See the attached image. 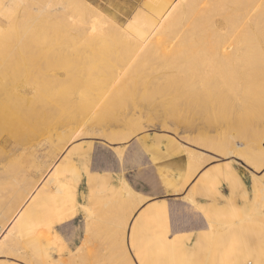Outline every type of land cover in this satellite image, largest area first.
Instances as JSON below:
<instances>
[{"label": "rangeland", "instance_id": "obj_1", "mask_svg": "<svg viewBox=\"0 0 264 264\" xmlns=\"http://www.w3.org/2000/svg\"><path fill=\"white\" fill-rule=\"evenodd\" d=\"M37 1L40 2L39 3V4H41L40 7L42 5H47L48 8L45 10V12L49 11L50 13L54 12V10L56 8L57 9L63 8V6L65 5L64 11L65 10L66 11H65L64 16H62L58 20L55 18L56 19L55 20L54 18H50V17L47 18L46 17L47 13L44 12L45 13L44 17H46V18L43 19V14L40 15V14H38L39 12L37 13V11L31 10V12L33 14H35L34 16L37 18H35L33 16L34 18H31L32 20L30 19V21L28 19L21 18L22 13H23L22 12L23 9L26 10L29 7H32L33 9L34 8H40ZM72 1L73 0H28L27 3H22L20 0H0V10H2L3 8H5V9L10 8L12 10H15V12L13 11L14 14L15 13H16V15L18 14L17 17L21 18V20L25 19L22 21V23H24V21L26 22L25 26H23L24 25L23 24V25H19L17 28L20 29L21 27H24L23 29L21 28L22 30L20 29V31H22L24 34L26 33L25 34L26 37L23 36L26 39V46L25 47H26V49H28V47H29L28 44H30V47H31V48L29 47L30 49H28L26 51V52H29L30 54L27 53V54L21 55L15 59V61L17 62V64L15 63L16 69L19 68L18 71L22 70L21 72H17L15 75L11 72H10L11 73L10 74L8 71H6L5 66H6V64H7L6 62L8 60H4V58L6 59V57L8 56V53L5 51L1 52V50H0V72L3 73V74L0 73V75H1L0 86L2 88V89H0V98L2 99V97H7V93H10L11 95H15L17 92V88L20 86L26 87V85H35L37 87H40L39 88L40 90H42L41 87L44 86V88L42 87L43 90L41 91V93H44L45 91L46 92L43 95L42 103H44L46 101V99L48 98V100H50V103L47 100L48 102L46 101L47 104L46 103L45 104L48 105L49 108L51 109L50 119L48 120L49 122L47 121V123H48L47 127H50V129L45 127L46 128L45 130L49 134L46 131H45L46 134L45 133L32 134V132H30V130H29V127L20 128V124L17 121V116L12 115L10 118L11 121H10L9 126L11 128H15V129L20 128L19 133L17 136H14V137L11 136L10 133L6 130L5 126L2 124L1 119H0V142L2 143V142H5L6 140H8V142L5 144L9 150L12 149L13 146L19 145V144H22V145L25 144L26 146H34L35 147L34 149H36L35 156L37 159L42 161L41 165L43 166V168L48 166L52 162V160L56 154V150H53L54 148H52L51 146H48L47 142H49L51 140L56 141L55 137L57 139V136L60 133L67 131V130L72 131V132H75L76 130L85 132L86 126L84 129H82L84 127L82 125H83V123L85 124V120H84V122L82 121V124H81L80 117H83V114L81 116V114H80L81 110L78 107V105L83 103V100L81 98L83 97V95L84 96L86 95V93H83V91L87 92V99L89 101H93L95 99L94 98L95 96H96V99L99 97H100L99 99L104 98L105 95H109V97H110L111 94H109V92L110 93L112 92V91H110V90H112L111 89L112 87H110L112 75L110 73H112V71L117 70V68L120 66V64L122 65V63L120 61H122V59H123V61H124V59H126V58H123L122 56H125L126 54L129 55V53H130L126 49L127 45H125L124 46L125 49H123L121 41L124 43H125V41H124V39L123 40L119 39V38H121V34L113 35L110 33V37H108V39H107L108 42L106 41V45H105L106 48L105 49L104 48H101V49L96 48L98 51H93L91 49L90 45L86 42H83V41L79 42V43H83V44L77 45V43H76V45L78 47L74 46L75 44L72 45V43L74 42V37H76V35L78 37L77 31H75V30H77V28H75V27H78V25L80 24V21L83 20V16L81 17V15H79L80 13L82 14V12H81L82 9L84 8L83 10L86 12L91 11L92 8H96L97 10L98 9L100 10L99 12H101V14L103 16H101V17L95 16L93 18H89L90 21H91V19H92V21L94 20L96 25H100V26L104 25L106 28H109L111 20L112 21L114 20L118 23L119 26L121 25L120 27L124 28V30L127 28L126 29L127 33H131L133 31L134 34H136L135 32H137V28H136V30L133 28H129V24L131 23V21H132V23L134 22L135 16L137 17L140 14L139 17H141V18L138 21V23L140 24L144 20L146 21L147 14L150 16L152 13V11L150 12V9H149L150 6L147 7V5L150 4V2L152 0H80L81 5H83V6L78 5L77 2H72ZM169 1L171 3H174L177 0H169ZM62 3H63V5H62ZM67 5L70 8V10L67 7ZM84 6H86V8H89L90 10H86V8ZM72 7H74V8L72 9ZM77 7L79 9H76ZM49 8H50V10H49ZM5 9L2 10V12L5 11ZM52 9H53V11H52ZM115 11H117V12H115ZM77 12H79V13H77ZM50 13H48L47 16H49ZM38 15H40V16H38ZM76 15L79 19L78 18L76 19ZM41 16H42V18H41ZM66 17H68V18L66 19ZM88 17H89V15H88ZM0 18H2V15H0ZM18 19H17V22H18ZM34 19H35V21H38V22H35ZM41 19H43V21H41ZM46 19H47V21H46ZM72 19L75 21L72 22L73 21ZM64 20L66 21L65 23H64ZM67 20H70V21L67 23ZM9 21L10 20H8V22L6 23L4 29L7 31H10V32H13V30H14V32H16L15 29H13L15 24L12 23V26H11L10 25L11 23H9ZM32 21H34V22H32ZM39 21H40L42 26L44 25L47 28L44 27V28L40 29L42 26L39 27V25H40ZM44 21H46V22H44ZM55 21L58 25L55 23ZM70 22H72V23H70ZM50 23H53V25H55V24L57 25V26H54V28H53L54 33L57 32V30L59 31V28H60V31H59L60 33L58 32L55 35H52L53 31L50 30V32L52 31V33L50 34V32L47 31L48 28L52 29V27H48V26H51ZM74 23L76 25L77 24L78 25L76 26ZM19 24H20V21H19ZM46 24L48 26H46ZM26 25L28 26L27 29H26V27H27ZM74 25H75V27H74ZM16 26H17V24H16ZM71 26H72V28H71ZM33 27H34V30L32 29ZM37 29H39V30H37ZM41 31L42 32L47 31V34L49 36L52 35L53 38L50 37L51 41L47 38V35H46V38L48 40L44 37V35L41 36V34H45V33H42ZM29 33L34 34V35H32V38L30 37L31 34L28 35ZM133 33H131V34H133ZM19 34H20V32H19ZM20 35L22 36V34H20ZM35 35H38V36H35ZM39 35H40V37H39ZM54 36H56V37H54ZM35 37L36 38L39 37V38L35 39ZM43 38H45V42H44ZM58 38H59V40H58ZM30 39H32V40H30ZM75 39L78 40L77 38H75ZM14 40L15 39H13V41ZM38 40H40V41H38ZM33 41H35V43L38 42L36 44H39V46L35 45V47H38L39 50L34 47ZM47 41H49L51 44ZM2 42L5 44V41L1 40L0 41V49L4 50V49L8 48L6 45H5L6 47H3L4 44ZM43 42L45 43V45ZM46 43H49V44H46ZM124 43H123V45H124ZM11 44H10V46L12 47ZM40 44L41 45L43 44V47ZM125 44H127V43H125ZM88 45L90 48L88 47ZM263 45H264V42H263ZM1 46H2V48H1ZM11 47H9L8 50ZM34 49H36V50H34ZM96 49H94V50H96ZM29 50H32L34 52L29 51ZM173 50H174V48L172 49L169 45H167V49L165 50L166 55L164 53V55H162V56H159V57L156 56V59L149 58V59H147L148 61L145 60L144 63L140 66V69L136 71L135 77L132 79L134 82H130L128 84V86L131 89L130 92L125 93L122 97V100H123L125 107L123 109L121 108L118 110L119 117L117 120L113 119V118H112L113 120L104 119L101 122L102 126L101 125L99 127L95 126L94 129L97 132L93 128H90L91 130H87L86 133L89 132V134H90L92 132V134H90V135L88 134L89 137H87L88 135L82 137L81 139L75 141V143H78L81 145H86L90 148L91 158H90L89 163H90L91 171L94 174L95 173L106 174L110 178H112L114 181H117V179L122 178L124 181L127 182V184L132 189H134L137 192H143L144 191L142 186H141V183L139 182L140 178H143V175H144L146 178H150V179L154 178L155 181H158L163 193H169V194L172 193L175 195L178 194V196H174L175 202H173L171 204L167 203L168 218H169L168 221H169V225H170V233L168 235H169V237H172V235L175 233L176 230H174V226H173L174 223H176V224L181 223L182 225L186 226V232L189 233L191 236H193V240H191V242L188 244V246H186L183 249V251H180L177 254V257L175 258V261L173 264H209V259H210L211 255H210L209 249H208V244H209L208 238L207 239H201L200 236H198V235L202 231L206 232L208 230L207 226L209 225V227H210L211 222L215 223V224H213L214 228L218 227V225H216V222H218V221L221 222L222 224L225 223L227 226L229 224L232 225L231 223H234L233 226L236 229H238L237 233L242 237V242L245 243L247 247H248V245L253 247V246L258 244V241H259V239H258L259 238L258 227L264 226V219H263L264 216H262L263 218L261 216L260 217L259 216L258 217L252 216L249 218V217H247V215L251 214L255 210H260V208L264 212V197L261 196L262 194L255 192V190H253V183H252V178H251L252 177L251 172H254L258 176H262L264 174V169H262L260 171H257V170L255 171L254 168H251V166L245 162V158L252 151L259 153V149L253 148L247 142V140L244 139V138H246V136L243 137L244 135L242 136V134L237 133L235 130L234 131L237 135L236 136L234 135V133H233L234 131H232L234 128H232V125H229V123L230 122L232 123V121L228 120V119L230 117H234V115H235L234 112H236V111H234V110H237L236 105H235L236 109L233 108L234 107L233 104H235V103H233V104L230 103V104H232L231 108L234 109L233 113H232V109L230 108V106L221 107V105L223 103L221 104V102L219 101L221 109L220 108L217 109V110H219L218 111L219 114H217L218 112L216 110V114H217L216 116H219L220 113L221 114L225 113L224 109H226V108H227V110L229 108L230 109L228 110L229 115L225 114L226 116H229V118L227 119L226 117H222L224 119L226 118V122H223V119H221L219 117L223 123L218 124V125L215 123H212V122L204 121L207 119V116L213 117V116H211V113H212L211 107H210L211 110L209 109V113H208V108L207 109L205 108V110H203L205 115L209 114V115H206V118L204 119L205 116L202 112V114H203L202 118L204 119L203 120L201 118V116L196 113L197 111L194 109H191V107H188L187 109H186V107L185 108L181 107L178 109V111H176L177 108H174L172 110L173 107H170L171 105L168 108L165 107V105H163L164 103H168L169 102L168 100L170 98H173L174 95H173V93H171V92H173L171 89H173L174 86L172 88L169 85V83L163 82L162 80H158L157 77L159 76V73H160L159 70H162L163 69L162 67H164L165 64L168 62V59L170 58L169 54L174 52ZM3 52H5V54ZM31 53H35V54L31 55ZM127 55H126V57H128ZM93 58L96 59L95 63L93 61L94 60ZM154 58H155V56H154ZM88 61H91V62L89 63ZM97 61H98V63H97ZM90 65L92 66L91 68H90ZM94 67H96L98 69L97 70H96V68H95V70L92 69ZM91 69H92V72H89V74H91L90 76L92 78V81L90 83L91 78H90V76L87 75L88 72H86V71H88V70L91 71ZM40 73L42 74V76ZM45 74H47L48 76ZM84 74L89 77V78L88 77L87 78H88L90 85H87L88 82L85 79ZM81 75H82V77H81ZM33 76H34V78H33ZM56 77H58V78H56ZM106 77H107V80H106ZM35 78L37 80H35ZM80 78H84L86 80V81L84 80V82H87V83L85 84L83 82V79L80 80ZM95 78H97L96 83H95ZM27 79H29V80H27ZM63 79H64V81H62ZM33 80L35 83L33 82ZM56 80L64 83V84L59 83L60 86L63 85V87L62 86L59 87L58 84L55 85L54 83L55 82L57 83ZM93 80H94V82H93ZM102 80H104V82ZM16 81H17V85L15 83ZM48 83L49 84L52 83V84L49 85ZM40 84H41V86H40ZM251 84H252V87L254 88V89L252 88L253 90H251L252 91L251 93L252 94L255 93L254 94L255 96L250 95L252 99L248 96L252 101L248 97L247 98L252 102L251 103L248 100V103H250V105L254 106V107H253V110L251 109V107L249 108V106H248L249 104L246 105V107L251 109V112L253 113V115L251 113V115L253 116V117H251V119H252V121L255 119V122H252V123L256 124V121H258L257 124L260 126L258 127L256 125L257 126L256 128H259L261 131H263L264 130V128H263L264 127V118L261 119L260 120L261 122H260L256 117V115L259 116V112L254 111V109L257 107L256 108V110H257V109H259L258 107H260V109L258 110V111H260L261 107H262L260 104H257V103H259L257 100H260V98H262V101L264 100V98H263L264 97V75L261 77L260 76H254L251 79ZM45 85L47 86L46 88H45ZM52 85H55L56 88L53 87ZM101 86L103 88L106 87L109 89L105 88V90H104ZM15 87H16V89H15ZM52 88L53 89L55 88V90L56 89L57 90L55 91ZM93 88H94V90H93ZM95 88H97V89H95ZM12 89H14V90H12ZM100 90L103 91V95H104V96L102 95L103 97L101 96L102 93L100 92ZM170 90H171V92H170ZM79 91H81V94ZM12 92H14V93H12ZM94 92H96L97 94ZM58 93L60 95V99H62L63 102H61V100L58 99L59 97L55 96L56 94L58 96ZM64 93L67 94V96L62 98V95ZM69 95H70V98L68 100H65L69 97ZM146 95L150 99L148 97L145 98ZM171 95H173V96H171ZM63 96H65V95H63ZM78 96H81V98H78ZM219 96H222V95L219 94ZM227 96H230V95L227 94ZM258 96L260 98L256 99V97H258ZM85 97L83 99L85 101H87L85 99ZM222 97H220V98H222ZM224 97H226V94L224 95ZM224 97H223V100H225ZM253 97H255L256 100ZM44 98H46L45 101H44ZM106 98H108V96H106ZM226 98L228 99L229 97H226ZM63 99L65 101H68L67 105H66L67 102L64 104L65 101ZM76 99H77V101H75ZM253 100H255V101H253ZM56 101H58V103ZM73 101H75V104H76V105L74 104L75 106L73 105V107H75V108L72 107V109H74L75 114L70 115V112H71L70 111L69 112L70 116L68 118L67 112H68V109L70 108L71 103H74ZM246 101H247V99H245V103H247ZM262 101H260V102L262 104H264L263 103L264 101L263 102ZM60 102H61V104H64V106L63 105L62 106L60 105L61 107L58 106L60 104ZM231 102H233V99ZM253 102L254 103L256 102V104H253ZM228 103L229 102H227L226 105ZM65 107L67 109L66 119H64V120L59 119L65 115L64 114ZM263 107H264V105H263ZM263 107H262L263 111L261 110L262 113H264ZM58 108H60V109H58ZM62 109H64V110L62 111ZM167 109L169 111H167ZM193 110H194V112H193ZM230 110H231V112H230ZM57 111H58V113H57ZM59 111H62L63 114L61 115V112H59ZM205 111H206V113H205ZM59 113H60V115H59ZM57 116H58V119H57ZM216 116H214V117H216ZM85 117H84V119H86ZM64 118H65V116H64ZM154 118H155V120H154ZM128 119H131V120H128ZM49 123H50V125H49ZM62 126H64V127L62 128ZM230 126L232 129L230 128ZM47 129H49L50 131H48ZM136 130H137V132H136ZM43 131H44V129H43ZM94 131H95V134H94ZM58 132H59V134H58ZM115 134H116V136H115ZM122 135L123 136L126 135L125 138H128V139H125ZM241 136L243 137L242 138L243 140L240 138ZM117 137H118V139H117ZM121 137H123L124 140ZM236 137H238V139ZM263 138L264 137H262L261 139H262V144L264 147V139ZM119 139H122V140H119ZM233 141H235V142H233ZM236 143L241 144V147L237 149L235 147ZM232 144H234V146ZM225 148H226V150H225ZM227 150H229V151H227ZM247 150L249 151V153ZM235 151H239L240 153L242 152V154H243L242 156H246V157L243 158L241 155H238L236 153H234L235 155L229 154V152H235ZM246 153H248V154H246ZM197 155H201V156L204 155V157H202L203 158L202 160H203V162L205 160L207 162H205V163L201 162V165L204 164L203 166H201V168L202 167L203 168L200 169V171H198V173L195 175V177H193L191 183L193 181H195V178L198 177L203 170H205L206 168H208L212 165H220V166L224 167V166L231 164L237 169V172L240 173V175H241V179H233L232 177L221 176L219 178V180H220L219 181V187H217L213 190H210L209 192L205 193V195H197L196 198L200 202H205V204L203 206L206 208V215H207L209 220L203 215L202 206L199 207L196 203V207H197L196 208V207L192 206L191 204L189 205V203L183 198L189 192L191 185L187 186L181 193H175L174 192V189L178 188V185H177L178 183L174 179L176 176L175 174H177L178 177L181 179L188 178V175H190V173H192L193 168L196 167V165H197L196 162L198 161V163H199V159H197L196 161L191 160V159H193L194 156H197ZM189 158H190V160H189ZM23 160H19V161L14 160L12 162V165L11 164L8 165L10 168L8 166L6 167L7 169H5V170H7V172H5V170L0 171V177H1V175H11V176L19 175L24 170H27L29 165H28V163H26V160L25 161H23ZM208 160H209V162H208ZM21 161H22V163H21ZM191 161L195 165H191V163H192ZM3 164H5V163H3ZM73 164H74L73 165L74 166L73 167V171H74L73 174H75V175L77 174L78 177L84 178L85 177V167L82 164H80L79 162H76ZM189 164H190V166H189ZM192 166H194V167H192ZM1 167L2 166H0V168ZM190 170H192V171H190ZM71 173H72V169L61 170V172H59V176H58L59 182L61 183L63 188H65V193L63 195V197H64L63 202H64V205H66L64 207L65 214H68V213L70 214L73 211V210L71 211V209L69 208L70 206H75L74 210H76V211H77V209L80 211V209L87 210V209L92 208V207H87V209H86L85 207L84 208L82 207V203L83 204H85L86 202L88 203V201L84 199L86 197V194H85L86 190L85 189H82L80 192H78L79 194L77 197L71 196V194L67 190V188H68L67 185H69L68 180L71 177L70 176ZM114 178H116V179H114ZM113 180H112V182H113ZM6 184L8 185V187ZM197 185H198V183L195 185V187ZM17 189L19 190V185L17 183H15L14 181H7L6 180L0 184V211H1V209L2 210L8 209V211H9L10 208L13 207V206L9 207V205H11V204L10 203L8 204V195L7 194H11L13 190L17 191ZM5 195H6V197H5ZM68 200H70V203L67 204L66 202ZM117 201H120V200L117 199ZM5 206H7V208H5ZM98 206H100V207L97 208ZM98 206L96 205V207H93V208H96V211H100V213H101V211H103L105 221L102 224V222L97 220L95 222L94 231L93 230L90 231L89 227L87 228L88 223L82 217L81 213H79V214L77 213V216L75 217V219L72 222H69L67 224H62L59 226L54 225L57 217L54 216L53 212L52 213L45 212L41 215H34V216L32 215V217H31V219H29L28 223L26 222L24 224L23 244H22L23 247L28 248V250H30L29 248L32 247L33 252L35 254V257H37L38 259H41L40 255H41V252H43L44 250L49 251V252L52 251L53 253H55L54 250H59L60 246H64L66 249V252H62L61 256H59V257L55 254V257H56L55 261H54L55 264H62L61 261L69 260V259H72V261L75 263L76 258H74V256L80 247H82L83 249L81 252V260H80L81 262H79V264H101V263L102 264H107V263H109V264H127L124 262L125 257H123V250L126 249V251L128 252V256L132 259L133 263L134 264H140L138 257H136V255H137L136 249L137 248H140V249L145 248V249H148V251H149V249L154 248V246L156 244L144 245V246L137 245V244L130 245L129 238H128V235H129L128 230H127L124 237L121 235L122 234L121 230L116 228V227H118V225H119L118 224L119 220L121 222L122 219H124V216H125L124 213L126 211H129L130 208L126 206L123 208V210H121L122 208L120 206L121 209L119 210L118 209L119 205L116 206V204H115L116 207L111 206L107 209H106V207L105 208L102 207L100 204ZM97 209H99V210H97ZM66 210H69V212H67ZM106 210H108V211H106ZM138 210L139 209H137L134 212L133 216L131 217L130 225H131L132 221L134 220L133 219L134 215H136ZM216 211H220V212L222 211V214H224V216L223 215L217 216L215 214ZM104 212H107V213H104ZM97 213H98L97 216L99 217V219H101L100 216L102 215V213L100 216H99V212H97ZM108 214H109L110 218H108ZM225 214L227 216H225ZM194 215L204 218L206 221V224H207L205 229H203L202 231H199L197 233L187 230L189 224L191 223V220L194 218L193 217ZM110 219H111V221L112 220H114V221L111 222ZM116 220H118V221H116ZM1 221L2 220L0 218V222ZM115 221L117 223H115ZM108 222H111V224H109ZM261 222H263V224ZM47 224H49L53 227V229H52L53 236L52 237H51V233H49V234H44V233L38 234L37 233L41 227H43ZM104 225H107V226L110 225V227H112V228L109 229L110 227L109 228L107 226L104 227ZM96 228H99L101 230L96 229ZM217 229H219V228H217ZM108 230H109V232H108ZM220 231H221V228H220ZM220 231L218 232L217 235L215 234V237H218V238L224 237V235H226L228 233L227 231H221V232ZM4 232H2V234L0 235V239H1ZM116 233L118 234V236ZM154 233H155V230L149 229V230H144L141 235L144 237H147V236H153ZM161 234H162V229L159 232V236H161ZM111 235H113L112 237H114V238H111ZM114 235H116V236H114ZM54 237H58V240H55ZM119 237H122L123 239H121ZM194 238H196L195 241H194ZM102 241H103V243H102ZM86 242H88V244L84 245ZM125 242H126V244H124ZM106 246L108 249H106ZM126 246H127V248H126ZM19 248L21 249L22 246ZM42 248L44 249L43 251H41ZM17 249L14 251L15 253L9 252L8 253L9 255L8 254L1 255L0 261L9 262L10 264H29L28 262H30V261H28V259L27 260L25 259V258H27L26 255L24 256L23 254L20 253V251H19L20 249H18V250ZM263 249H264V247H263ZM116 252H117V254H116ZM149 253H150V256H152L154 254V253H151L150 251H149ZM253 253H252L253 257L250 258L246 264H256V263L264 264V251H260L256 254L253 251ZM119 254H120V256H119ZM100 255L102 257H100ZM19 256L20 257L24 256V260H23V257L21 259H19L20 258ZM97 256H98V258H97ZM109 256H111V258ZM99 257H100L101 261L103 258V261H105V262H103V261L98 262V261H100ZM65 258H69V259H65ZM104 258H106V260H104ZM114 258H116V259H114ZM152 264H161V263L160 262L156 263V261L154 260L152 262Z\"/></svg>", "mask_w": 264, "mask_h": 264}, {"label": "bare ground", "instance_id": "obj_2", "mask_svg": "<svg viewBox=\"0 0 264 264\" xmlns=\"http://www.w3.org/2000/svg\"><path fill=\"white\" fill-rule=\"evenodd\" d=\"M20 1L22 3H27L28 0H20ZM72 2H77L78 5H81L80 0H73ZM37 3L40 7V5H41V4H39L40 2L37 1ZM62 5H63V3H62ZM64 6H63V8H59V9H57L55 7L56 9L54 10V12H51L52 14L49 11L45 12V10L48 8L47 5H42L41 6L42 8L40 7V8H34V9L32 7H29L26 10L23 9V11H22L23 13H22L21 18H25V19H28L30 21L31 18L35 17L34 16L35 14H33L31 12V10H33V11H37V13L39 12L38 14H40V15L43 14V19H45L46 17L47 18L50 17V18H54V19L56 18L58 20L59 18H61L65 14L66 10L64 11ZM81 6H83V5H81ZM67 7H68V5H67ZM74 7H72V9ZM84 7L86 8V6H84ZM147 7H149L150 12L152 11V13L150 16L146 13L147 14L146 21L144 20L142 23L139 24L138 21L141 18V17H139V15H140L139 14L137 17L135 16L134 22L132 23V21H131L132 24L131 23H130L131 25L129 24V28H133L135 30L137 28V32H135L136 34H134L133 31L131 32L133 34L127 33L126 32L127 28L124 30V28L120 27L121 25L119 26L116 21H114V20L112 21L111 19H110L111 22H110L109 28H106L104 25H101V26L96 25L95 21L94 20L92 21V19L90 21L89 18H93L95 16H99V17L103 16L101 14V12H99L100 10L99 9L97 10L96 8H92L91 11L86 12L83 10L84 8L82 7L83 8L81 11L82 14L80 13L79 15H81V17L83 16V20L82 21L79 20L80 24L79 25L77 24L78 27H75L76 24L74 23L75 24L74 27L77 28V30H75V31H77L79 38L76 35V37H74V42L75 41L76 42L75 43L73 42L72 45L75 44L74 46L78 47L77 46L78 44H83V43H79V42L83 41V42L88 43L93 51H98L96 48H99V49H101V48L105 49L106 48V46H105L106 41L108 42L107 39H108V37H110V33L113 35L121 34V38H119V39H121V40L124 39L125 43H127V44H125L124 42H122L120 40L122 43L123 49H125L124 46L127 45L126 49L130 53H129V55L126 54L128 57H126V55L122 56L123 58H126V59H124V61L122 59L123 62L120 61L122 63V65L120 64V66L117 68V70L112 71V73H110L112 76L109 74L111 76L110 87H112L111 88L112 90H110L112 92L111 93L109 92V94H111L110 97H109V95H105L104 98L99 99L100 98L99 97L96 99V96L95 97L93 96L95 99L94 100L92 99L93 101H89L87 99V92H84V91H83V93H86V95H85L86 97L84 95L82 98H81L82 95L78 96V98H81L83 100V103L78 105V107L82 112L81 113L79 111L81 116L83 114V117H80L81 124H82V121L84 122V120H85V124L83 123V125H82V126H84L82 129H84L86 126L85 132L84 131L82 132L79 130H76L75 132L67 130V131H64L60 134L58 132L59 135L57 136V139L55 137L56 141L51 140V141L47 142L48 146H51L52 148H54L53 150H56V154H55L52 162L48 166L43 168V166L41 165L42 161L37 159L35 156L36 149H34L35 148L34 146H26L25 144H23V145L19 144V145L13 146V148L9 150L5 144L8 142V140H6L5 142H2V143L0 142V154H1L0 155V166H2L0 168V171L7 169L6 167L10 164L12 165V162L14 160L19 161V160L24 159L23 161L26 160V163H28V165H29L28 169L24 170L19 175H13V176L1 175V177H0V184L7 180V181H14L15 183H17L19 185V190L18 189H17V191L13 190L14 192L12 191L11 194H7L8 195V204L9 203L11 204V205H9V207L10 206H13V207L10 208L9 211H8V209L5 210L2 207L4 210L1 209V211H0V218L2 220L0 222V235L2 234V232L5 231L3 233L1 239H0V256L3 254H8L9 252H14L17 248L20 249L19 247L22 246V248L19 251L24 256L26 255L27 258H25V259L26 260L28 259V261H30V262L27 261L29 264H55V262H54L55 260L42 259V258L38 259L37 257H35L34 255H32L29 252L28 248L23 247V245H22L23 239H22V235H21V231H20V223H21L20 220H21V216L24 212V209L32 201L38 199L39 196H48V195L49 196H58V195L63 196V194H64L63 189H62V186L60 185V183L58 181V164H57V162L60 159V157L63 155V153H65L72 146V144L75 143V141H77V140L81 139L82 137L88 135L89 132L86 133V131L91 130L90 128L94 129L95 126L99 127L101 125V122L104 119H110V120H113V119L117 120L118 119V117H119L118 110L121 108L123 109L125 107L123 100H122V97L125 93L130 92L131 89L128 86V84L130 82H134L132 79L135 77L136 71L140 69V66L144 63L145 60H147L149 58L156 59V56L159 57V56L164 55L165 50L167 49V45H169L172 49L174 48V50H173L174 52L169 54L170 58L168 59V62L166 64L164 63L165 66L164 65L163 66L165 68L162 67L163 69L161 68L162 70H159L160 73H159V76L157 78H158V80H162L163 82L169 83V85L172 88L174 86V88L171 89L173 92H171V90H170V92L173 93L174 96L171 95V96H173V98H170L171 100L169 99L168 100L169 102L164 103L163 105H165V107H167V108L171 105L170 107H173L172 110L174 108H177L176 111H178V109L181 107H184V108L186 107V109L188 107H191V109H194L197 111L196 113L199 114L201 116V118L203 117V114H204L203 110H205V108L206 109L208 108V113H209V109L211 110V108H212L211 116H213V117L207 116V119L204 120L206 118V115H209V114H206V115L204 114L205 117H204V119L203 118L202 119L206 122H212V123H215L218 125V124H222L223 122H226V118L228 119L229 116H226L225 114L229 115L228 110L232 107L231 105L233 103H235V104H233L234 105L233 108H235V105H236L237 110H234L233 108H231L232 113H233V110L236 112H234L235 115L233 114L234 117H230L228 119V120L232 121V123L229 121L230 122L229 125H232V128H234L232 131L235 130L237 133L242 134V136L244 135L243 137L246 136V138H244V139H246L247 142L253 148H256V149L258 148L259 153L252 151L247 157L242 156L243 155L242 152L240 153L239 151L229 152V154L236 153L238 155H241L243 158L246 157L245 162L248 163L251 166V168H254L255 171L256 170L260 171V170L264 169V147H263L262 139H261L262 137H264V130L261 131L259 128H256L257 126L258 127L260 126L257 124L258 121H256V124L252 123V122H255V119L253 121L251 119V117H253L252 116L253 113L251 112V109L253 110L254 106H251L250 103H248V100L251 98V96L252 95L255 96L254 92H253L254 94L251 93L252 92L251 90L254 89L252 87V84H251V79L254 76H260L261 77L264 75V45H263V42H264V0H177L174 3H171L169 0H152L150 2V4L147 5ZM4 9L5 8H3L2 10H4ZM53 9H52V11H53ZM76 9H79V8L77 7ZM2 10H0L1 11L0 15H2V18H0V39L2 41H5V44L2 42L4 44L3 47L7 46L9 48V47H11L10 46L11 43H12L11 44L12 47L9 50H8V48H6L7 50L6 49H4V50L0 49V50H1V52L5 51L8 53V56L6 57V59L4 58V60H8L6 62L7 63L6 66H5L6 71H8L9 73L11 72L15 75L17 72L22 71V70L18 71L19 68L16 69L17 62L15 61V59L21 55H25V54L29 53L26 51L28 49H30L31 47H30V44H28L30 48L28 47V49H26V47H25L26 46V39H25L26 33L24 34L22 31H20V29L21 28L23 29L24 27H21L20 29L17 28L19 25L24 24L23 26H25L26 22L24 21V23H22V21L25 19L21 20V18L17 17L18 14L17 15H16V13L14 14L15 10H12L10 8L5 9V11H3V12H2ZM49 10H50V8H49ZM69 10H70V8H69ZM86 10H90V9L86 8ZM44 12L47 14L50 13L51 15L49 14V16H47V14H46V17H44V15H45ZM115 12H117V11H115ZM77 13H79V12H77ZM40 15H38V16H40ZM88 15H89V17H88ZM35 18H37V17H35ZM41 18H42V16H41ZM67 18L68 17H66V19ZM77 18L78 17L76 15V19ZM17 19H18V22H17ZM43 19H41V21H43ZM8 20H10L9 23H11L10 24L11 26H12V23L15 24V26L17 24L16 27L13 25L15 27V28L13 27V29H15L16 32H14V30H13V32H14L13 33V32H10V31H7L4 29ZM65 20H64V23L66 22ZM19 21H20V24H19ZM34 21H35V19H34ZM34 21H32V22H34ZM46 21H47V19H46ZM46 21H44V22H46ZM69 21L70 20H67V23ZM74 21L75 20H73L72 22H74ZM35 22H38V21H35ZM72 22H70V23H72ZM39 23H40V21H39ZM55 23H56V21H55ZM50 24H51V26H48L46 24V26L52 27V29L48 28V30H47L48 32H50V30L53 31L54 26L58 25L57 23H56L57 25L56 24L53 25V23H50ZM41 26L42 25L40 23L39 27H41ZM72 26H71V28H72ZM44 27L45 26L43 25L40 29H42ZM27 28H28V26L26 27V29ZM45 28H47V27H45ZM32 29L34 30V27ZM37 30H39V29H37ZM47 31L46 32L41 31L42 33H45V34H41V36L44 35V37L46 38V35H47V38L51 41L50 37L53 38L52 35H55L56 33H58L60 31V28H59V31L57 30V32H55V33L53 31L54 34L51 31L50 32V34L52 33L51 36H49L47 34ZM19 32H20V34H22V36L19 34ZM30 34L31 33H29L28 35H30ZM32 35H34V34L30 35L31 38H32ZM23 36H25V37H23ZM35 36H38V35H35ZM39 37H40V35H39ZM54 37H56V36H54ZM38 38L35 37V39H38ZM45 38H43L44 42H45ZM75 38H77L79 41L76 40ZM13 39H15V40L13 41ZM30 40H32V39H30ZM58 40H59V38H58ZM38 41H40V40H38ZM47 42H49V41H47ZM33 43H34V47H35V45L39 46V44H36L38 42L35 43V41H33ZM49 43H46V44H49ZM76 43H77V45H76ZM123 43H124V45H123ZM44 45H45V43H44ZM89 45H88V47H89ZM41 46L43 47V44ZM1 48H2V46H1ZM35 48L38 49V47H35ZM36 49H34V50H36ZM94 49H96V50H94ZM29 51H32V50H29ZM5 52H3V53L5 54ZM32 52H34V51H32ZM32 54L34 55L35 53H31V55ZM165 55H166V53H165ZM154 56H155V58H154ZM93 61L95 63L96 59H94ZM88 62L90 63L91 61H88ZM97 63H98V61H97ZM91 67L92 66L90 65V68ZM95 68L96 67H94L92 69L95 70ZM92 69H91V71H89V70L86 71V72H88L87 73L88 76L91 75V74H89V72H92ZM97 69L98 68H96V70ZM0 73H2V72H0ZM45 75H47V74H45ZM87 75L84 74V77L88 82L87 85H90L92 78L90 76L91 80L89 83V81H88L89 77ZM41 76H42V74H41ZM0 77H1V75H0ZM81 77H82V75H81ZM33 78H34V76H33ZM56 78H58V77H56ZM82 79L84 82L85 79L80 78V80H82ZM96 79L97 78H95V83H96ZM27 80H29V79H27ZM35 80H37V79L35 78ZM106 80H107V77H106ZM62 81H64V79ZM102 81L104 82V80H102ZM33 82H34V80H33ZM87 82H84V83L86 84ZM93 82H94V80H93ZM15 83L17 85V81ZM59 83L64 84L61 81L60 82L57 81V83L55 82L54 84L55 85L58 84L59 87H61V86L63 87V85L60 86ZM51 84L52 83H50L49 85H51ZM55 85H52V86L55 87ZM40 86H41V84H40ZM42 87L44 88V86H42ZM42 87H41V89L43 90ZM46 87L47 86L45 85V88ZM39 88L40 87H37L35 85H26V87L20 86L17 88V92L15 95H11L10 93H7V97H2V99L0 98V119H1L2 124L5 126L6 130L10 133L11 136H13V137L17 136L20 128L29 127V130H30V132H32V134H37V133H45L46 134L47 131L45 129L46 128L50 129V127H47V125H48L47 121L50 119L51 109L49 108L48 105H46L47 104L46 101L48 100V98L47 99L44 98V101H45V99H46V101L45 102L43 101L44 103H42V98H43V95L46 91L44 93H41L42 90H40ZM55 88L54 89L52 88V89L55 90ZM105 88H103V89L105 90ZM0 89H2L1 86H0ZM15 89H16V87H15ZM95 89H97V88H95ZM106 89H109V88H106ZM12 90H14V89H12ZM93 90H94V88H93ZM101 90H100V92L102 93L101 94V96H102L103 91H101ZM79 92L81 94V91H79ZM12 93H14V92H12ZM94 93H96V92H94ZM219 94H221L223 97L226 94V97H229L228 98L229 100L226 97H224L225 100H223V97L219 96ZM227 94L230 96H227ZM63 95H65V96H63ZM63 95H62V98L67 96V94H65V93ZM55 96L59 97L58 99L61 100V102H63L62 99H60L59 93H58V96H57V94ZM106 96H108V98H106ZM84 97L87 101H85L83 99ZM147 97L148 96L146 95L145 98H147ZM220 97H222V98H220ZM69 98H70V95L65 100H68ZM253 98L255 99V97H253ZM259 98H260L259 96L256 97V99H259ZM232 99H233V102H231ZM245 99H247V101H246L247 103H245ZM250 100H249V102L252 101V100L251 101ZM255 100H253V101H255ZM48 101L50 103V100H48ZM75 101H77V99ZM75 101H73L74 103H71V105H70L71 109L69 108L70 110L68 109V112H67L66 107H65V110L62 109V111L64 110L65 118H64V116H62V118H59V119H63V120L66 119L67 113H68V116H67L68 118L70 115L75 114L74 109H72L73 105L75 104ZM219 101L221 102V104L223 103L221 105V107L230 106V108L228 110H227V108L224 109L225 113H223V114L225 116L221 113H220L221 116L220 115L216 116L217 114H219V112H218L219 110H217L220 108V102ZM257 101L259 102L257 104H260L263 107L264 104H262L260 102V101H262V98H260V100H257ZM56 102L58 103V101H56ZM61 102L58 106H60V105L64 106V104L66 102H67L66 105L68 104V101H65L64 104H61ZM227 102H229V103L226 105ZM230 103H232V104H230ZM253 104H256V102L255 103L253 102ZM246 105H248L249 108L251 107V109L247 108ZM262 107H261V110L263 111ZM73 108H75V107H73ZM256 108L254 109V111L259 112V116L256 115L257 113L255 115H256L257 119L260 121L261 119L264 118V115H263L264 113H262L261 110L258 111L260 109V107H258L259 109H257V110H256ZM58 109H60V108H58ZM194 110H193V112H194ZM216 110L218 112L217 114H216ZM62 111H59V112H61V115L63 114ZM167 111H169V110L167 109ZM69 112H70V115H69ZM202 112H203V114H202ZM230 112H231V110H230ZM57 113H58V111H57ZM205 113H206V111H205ZM251 113H252V115H251ZM12 115L17 116V121L20 124V128L15 129V128H11L9 126L10 121H11L10 118ZM59 115H60V113H59ZM58 116H57V119H58ZM214 116H216V117H214ZM84 117L86 119H84ZM219 117L221 119H223V122L221 121V119ZM222 117H226V118L224 119ZM128 120H131V119H128ZM154 120H155V118H154ZM49 125H50V123H49ZM63 127L64 126H62V128ZM230 128H231V126H230ZM43 129H44V131H43ZM49 129H47V130L50 131ZM95 131H94V134H95ZM235 131L233 133L236 136L237 134L235 133ZM136 132H137V130H136ZM90 134H92V132ZM89 135L87 137H89ZM115 136H116V134H115ZM125 136L126 135H124L123 137L125 138ZM242 136L240 137L241 139L243 138ZM123 137H121V138L123 139ZM238 137H236V138L238 139ZM117 139H118V137H117ZM122 139H119V140H122ZM125 139H128V138H125ZM233 142H235V141H233ZM232 145L234 146V144H232ZM235 147L238 149L241 147V144L236 143ZM225 150H226V148H225ZM227 151H229V150H227ZM248 153H249V151H248ZM248 153H246V154H248ZM202 157H204V155L203 156L197 155V156H194L193 159H191L193 161L194 160L196 161L197 159H199V163L197 161L196 167L192 166L195 169L193 168V171L190 170V171H192V173H190V177L194 173H196L198 171V169L200 170L203 168V167L201 168V166H203L204 164L201 165V162L202 163L207 162L206 160L203 162ZM190 158H189V160H190ZM208 162H209V160H208ZM3 163H5V164H3ZM21 163H22V161H21ZM191 165H195V164L192 162ZM189 166H190V164H189ZM5 172H7V170H5ZM253 176L257 181L258 193L262 194L261 196L264 197V174L262 176H258L253 172ZM193 177H191V179ZM188 179H189V175H188L187 180ZM7 187H8V185H7ZM191 195H194V194L192 193ZM5 197H6V195H5ZM117 199L120 201H117ZM190 199H192V198H190ZM142 201H144V200H141L127 186L120 193L117 194V196L115 197L114 200H112L111 203H107V204L103 205L102 207H104V208L106 207V209H107L111 206L116 207L117 205H119L118 209L120 210L122 208L121 210H123V208L128 206V204H132L133 211H134L138 206H140V204H143ZM115 204H116V206H115ZM120 206H121V208H120ZM99 207L100 206H98L97 208H99ZM5 208H7V206H5ZM97 210H99V209H97ZM106 211H108V210H106ZM97 212H99V216L102 213V215L100 216L101 219H99V217L97 216V214H98ZM82 213L85 216V220L88 223L87 228L89 227L90 231L91 230L94 231L95 222L97 220L102 222V224L105 221L103 211H101V213H100V211H96V208H90L87 210L82 209ZM104 213H107V212H104ZM251 215H252V213H251ZM125 216L121 222L119 220V222H118L119 225H118V227H116V228L121 230V232H122L121 235L123 237L125 236V234L128 230V227L130 225L129 223L131 220L130 215L127 218H125ZM258 216L259 217L264 216V212L261 210V208H260V210H258L257 217ZM108 218H110L109 215H108ZM111 219H110V221H111ZM112 221H114V220H112ZM116 221H118V220H116ZM116 221H115V223H117ZM111 222H108V223L111 224ZM261 223L263 224V222H261ZM106 226L107 225H104V227H106ZM223 226L224 225H221L222 231H224V229H225V228H223ZM229 226H231V225H229ZM107 227L109 228L110 225ZM261 227H263V230H264V226H261ZM111 228L112 227H110L109 229H111ZM96 229H99V228H96ZM99 230H101V229H99ZM219 230L220 229H217L215 232L213 231V233L211 231V233L214 234V237H215V234L216 235L218 234ZM108 232H109V230H108ZM212 234H211V236H212ZM235 235L232 238L230 237L229 239H227V238L226 239H220V240H217L216 242H215V239H213L215 244H216V247L215 246L212 247L213 251H211V253H210L211 256L209 259V264H212V263L215 264L216 260L223 258L224 256L226 259L225 262H228V261L230 262L231 257L234 255H237L238 256L237 258L240 257V254L238 252V248L235 246V242L236 243L238 241L241 242V237L239 235H236V236ZM112 236L113 235H111V238H114ZM114 236H116V235H114ZM117 236H118V234H117ZM119 238L123 239L122 237H119ZM102 243H103V241H102ZM87 244H88V242H86L84 245H87ZM124 244H126V242ZM107 246H106V249H108ZM241 247H242V245H241ZM126 248H127V246H126ZM219 248L223 249L224 256L220 255ZM82 249L83 248L80 247L78 249V251L75 253V256H74V258H76L75 263L72 261V259H69V258H65V259H69V260H63V261H61V263L62 264H79V262H81L80 260H81ZM59 252H60V254H59L60 256H61L62 252H66L65 247L62 246V248H60L58 250V253ZM116 254H117V252H116ZM101 255H100V257H102ZM24 256H22L23 260H24ZM119 256H120V254H119ZM22 257H20L19 259H21ZM100 257H99V260H100ZM109 257L111 258V256H109ZM123 257H125V259H124L125 263L134 264L132 259L128 256V252L126 251V249L123 250ZM97 258H98V256H97ZM114 259H116V258H114ZM104 260H106V258H104ZM102 261H103V258H102ZM102 261L100 260L98 262H102ZM103 262H105V261H103ZM0 264H10V263L9 262H2ZM107 264H109V263H107Z\"/></svg>", "mask_w": 264, "mask_h": 264}, {"label": "crops", "instance_id": "obj_3", "mask_svg": "<svg viewBox=\"0 0 264 264\" xmlns=\"http://www.w3.org/2000/svg\"><path fill=\"white\" fill-rule=\"evenodd\" d=\"M66 153V154H65ZM58 160V176L59 172L61 170H70L72 169L71 177L69 178L68 182L69 185H67V190L73 197L78 196V192H80L82 189H85L86 197L85 200L88 201V203L83 204L82 207H96L99 204L101 206L111 203L112 200L115 199L118 193H120L125 187H129L132 192H134L142 201L143 204H140L134 211L132 204H128L127 207H130L129 211L125 212L126 215L125 218H127L129 215L132 217L134 212L138 210L136 215H134V220L132 221L131 225L128 227V238L130 245H154V248L149 249L151 253H154L152 256H150V253L148 249H136V257H138V260L140 264H152V262L155 260L156 263L160 262L161 264H173L175 261V258L177 257V254L180 251H183V249L188 246V244L193 240V236H191L189 233L186 232V226L182 225L181 223H174V230L175 233L172 235V237H169L170 233V225H169V218H168V207L167 203L171 204L175 202L174 196H178V194H169V193H163L160 187V184L158 181H155L154 178H146L143 175V178H140L139 182L141 183V186L143 188V192H137L134 189H132L126 181H124L122 178L117 179V181H114L112 178H110L108 175L103 173H93L90 168V158H91V150L86 145H81L78 143L72 144V146L65 152ZM79 162L85 167V177L80 178L78 175L73 174V163ZM198 171H200L198 169ZM198 171L196 173H198ZM194 173L191 177H195ZM175 180L178 183V188L174 189L175 193H181L187 186H190L189 192L183 197L189 205L196 207L197 205L200 207L202 206L203 209V215L208 219L206 215V208L203 206L205 202H200L196 197L197 195H205V193L209 192L210 190H213L217 187H219V178L221 176L226 177H232L233 179H241L240 173L237 172V169L229 164L227 166H220V165H212L205 170H203L198 177L195 178V181H192L190 175L189 179H181L178 177L177 174H175ZM252 175V183H253V190L255 192H258V186L257 181L253 176V172H251ZM116 179V178H114ZM113 180V182H112ZM59 181V180H58ZM60 183V182H59ZM191 183V184H190ZM198 183V185L195 187V185ZM68 184V183H67ZM61 185V183H60ZM62 186V185H61ZM63 193H65V188H63ZM194 195H191V194ZM64 195V194H63ZM70 196V197H71ZM194 197V198H193ZM63 196H39L38 199L32 201L23 212V216H21L20 220V231L23 239V231H24V224L31 219L32 215H41L45 212L47 213H54V216L57 217L55 220L54 225H62L67 224L69 222H72L75 217L77 216V213H81L82 217L85 219L84 214L82 213V209L80 211L75 209V206H70L71 213L65 214L64 205L63 202ZM97 198V199H96ZM192 198V199H190ZM67 204L70 203V200L66 202ZM197 208V207H196ZM69 212V210H66ZM79 211V212H78ZM258 210H255L251 214H248L247 217L256 216L257 217ZM129 214V215H128ZM215 214L217 216H221L222 211H216ZM109 215V214H108ZM225 216H227L225 214ZM194 218L191 220V223L189 224L187 230L193 231L195 233L202 231L206 228V221L204 218L200 216H193ZM131 219V218H130ZM209 220V219H208ZM131 221V220H130ZM246 221V220H245ZM163 222V223H162ZM110 224V223H109ZM130 224V223H129ZM212 224H215L213 222L210 223L207 226L208 230L202 231L198 236H200L201 239H207L208 238V249L209 253L213 251V246L216 247L215 242L220 239H229L232 238L235 234L239 235L237 233V230L233 224L227 227L225 223L216 222V225H218V228H222L221 225H224L223 228L224 231H227L228 233L224 235V237H214L213 231L215 232L217 228H214ZM53 225V226H54ZM212 225V226H211ZM214 228V229H213ZM53 227L49 224L41 227L38 234L44 233L49 234L51 233V237L53 236L52 233ZM132 229V230H131ZM155 230V233L153 236H142V232L144 230ZM162 229V234L159 236V232ZM227 229V230H226ZM229 229V230H228ZM235 229V230H234ZM259 230V241L258 244L251 247L248 245L246 246L245 243L238 241L235 242V246L238 248V252L240 254V257L237 258V255H234L231 257L230 262H225V256L223 254V249L219 248L220 255L224 256L223 258H220L215 261V264H246L250 258L253 257V251L256 253L260 251H264V230L263 227H258ZM210 231V232H209ZM212 231V233H211ZM220 231V230H219ZM222 231V230H221ZM232 231V232H231ZM212 236H211V234ZM235 235V236H236ZM55 240H58V237H54ZM196 238H194L195 241ZM215 239V242L214 240ZM213 241V242H212ZM239 244V245H238ZM242 245V247H241ZM218 246V245H217ZM62 248V246L59 247V249ZM29 252L35 256L33 252V248H29ZM44 249L42 248L41 251ZM242 250V251H241ZM55 253L52 251H46L44 250L41 252L40 257L42 259H49V260H55V254L58 256L60 252L58 253V250H54ZM253 253V254H252ZM60 256V255H59ZM58 256V257H59ZM5 261H0V263ZM213 264V263H212ZM258 264V263H256Z\"/></svg>", "mask_w": 264, "mask_h": 264}]
</instances>
